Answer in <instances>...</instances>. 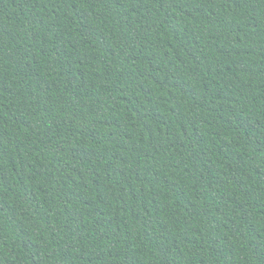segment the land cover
Wrapping results in <instances>:
<instances>
[{"label":"trees","instance_id":"1","mask_svg":"<svg viewBox=\"0 0 264 264\" xmlns=\"http://www.w3.org/2000/svg\"><path fill=\"white\" fill-rule=\"evenodd\" d=\"M0 264H264V0H0Z\"/></svg>","mask_w":264,"mask_h":264}]
</instances>
